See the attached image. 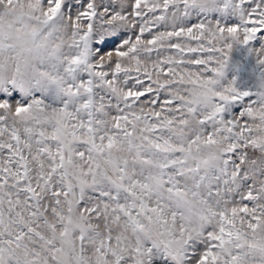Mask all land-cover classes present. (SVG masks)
Masks as SVG:
<instances>
[{
	"label": "snow or ice",
	"instance_id": "snow-or-ice-1",
	"mask_svg": "<svg viewBox=\"0 0 264 264\" xmlns=\"http://www.w3.org/2000/svg\"><path fill=\"white\" fill-rule=\"evenodd\" d=\"M238 47L264 0H0V264H264Z\"/></svg>",
	"mask_w": 264,
	"mask_h": 264
},
{
	"label": "rangeland",
	"instance_id": "rangeland-1",
	"mask_svg": "<svg viewBox=\"0 0 264 264\" xmlns=\"http://www.w3.org/2000/svg\"><path fill=\"white\" fill-rule=\"evenodd\" d=\"M233 71L229 73L231 76H237L238 86L241 89L256 91L260 86V73L264 71V67L256 63V57L250 55L249 51L243 48H236L232 53ZM239 65L240 71L237 73L235 67Z\"/></svg>",
	"mask_w": 264,
	"mask_h": 264
},
{
	"label": "clouds",
	"instance_id": "clouds-1",
	"mask_svg": "<svg viewBox=\"0 0 264 264\" xmlns=\"http://www.w3.org/2000/svg\"><path fill=\"white\" fill-rule=\"evenodd\" d=\"M0 74L11 78L13 76H16L17 74L14 72L12 61L7 60L6 58L2 61H0ZM21 74L25 76V78H30L32 76V69L31 68H25L23 64L21 63Z\"/></svg>",
	"mask_w": 264,
	"mask_h": 264
}]
</instances>
